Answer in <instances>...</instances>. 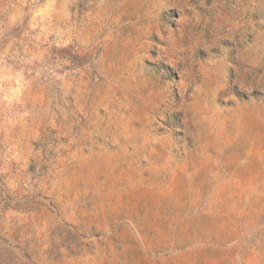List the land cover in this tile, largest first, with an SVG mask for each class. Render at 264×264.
Wrapping results in <instances>:
<instances>
[{
	"label": "rangeland",
	"instance_id": "1",
	"mask_svg": "<svg viewBox=\"0 0 264 264\" xmlns=\"http://www.w3.org/2000/svg\"><path fill=\"white\" fill-rule=\"evenodd\" d=\"M0 264H264V0H0Z\"/></svg>",
	"mask_w": 264,
	"mask_h": 264
}]
</instances>
